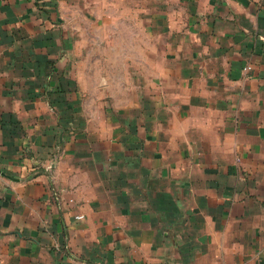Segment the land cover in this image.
Instances as JSON below:
<instances>
[{
    "label": "crops",
    "instance_id": "0c3cea01",
    "mask_svg": "<svg viewBox=\"0 0 264 264\" xmlns=\"http://www.w3.org/2000/svg\"><path fill=\"white\" fill-rule=\"evenodd\" d=\"M133 1L0 0V264H264V0H144L85 94L73 15Z\"/></svg>",
    "mask_w": 264,
    "mask_h": 264
},
{
    "label": "rangeland",
    "instance_id": "374dc122",
    "mask_svg": "<svg viewBox=\"0 0 264 264\" xmlns=\"http://www.w3.org/2000/svg\"><path fill=\"white\" fill-rule=\"evenodd\" d=\"M143 1L134 0L132 11L127 13L128 15L123 13V11L117 12L118 8H115L117 14L115 19L112 20L111 17L110 19L105 17L104 21L101 22L92 21L90 18L89 20H82L79 14H76V11L73 10V13L76 14L73 15L76 18L75 24L80 28V44L83 52L82 54L79 53L78 58H80L79 61L84 63L85 66L82 72L84 74L85 94L100 95L96 81L99 79L100 82L103 79H107L109 73L113 76L117 75L116 77H122L123 71L117 67L116 70L111 72H107L106 70L99 71V63L105 64L111 62L112 64H118L130 61L133 76L132 89L134 91L136 88L138 89L139 85L138 75L140 63L144 59L148 63H154L156 58L160 57L158 55L160 49L157 43L158 39H146L141 35L145 25L144 23H140V15L142 14L141 5ZM149 9L154 10V8ZM147 25L149 27L153 24L148 22ZM112 49L116 51H112ZM123 52H125V55ZM104 94H106V91H103L102 97H104ZM119 97L122 99V93Z\"/></svg>",
    "mask_w": 264,
    "mask_h": 264
},
{
    "label": "built area",
    "instance_id": "2783aa9c",
    "mask_svg": "<svg viewBox=\"0 0 264 264\" xmlns=\"http://www.w3.org/2000/svg\"><path fill=\"white\" fill-rule=\"evenodd\" d=\"M77 219L80 220V219H83V217L82 216H78Z\"/></svg>",
    "mask_w": 264,
    "mask_h": 264
}]
</instances>
